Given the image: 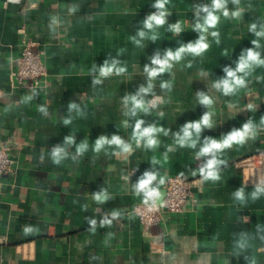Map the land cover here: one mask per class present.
Returning a JSON list of instances; mask_svg holds the SVG:
<instances>
[{"label":"crops","instance_id":"0c3cea01","mask_svg":"<svg viewBox=\"0 0 264 264\" xmlns=\"http://www.w3.org/2000/svg\"><path fill=\"white\" fill-rule=\"evenodd\" d=\"M156 3L0 0V144H9L14 168L0 178V264H264V65L237 71L249 50L264 60V35H257L264 0H227L229 16L217 11V25L203 33L208 48L182 53L150 78L145 69L158 67L154 59L200 40L196 25L213 0H168L165 24L147 28ZM238 9L241 16L232 17ZM25 39L46 63L37 86L13 75ZM113 63L125 71L102 77L100 69ZM226 70L244 80L227 94ZM132 97L148 110L135 109ZM205 114L209 126L191 130L195 146H181L184 128ZM137 122L161 129L154 146L137 140ZM246 124L243 143L201 154ZM114 136L127 151L112 143L97 150L101 138ZM213 158L222 161L218 178L206 179L200 170ZM146 174L156 176L148 185L155 196L137 189ZM172 175L197 180L198 200L164 212L147 230L133 206L147 198L162 203Z\"/></svg>","mask_w":264,"mask_h":264},{"label":"clouds","instance_id":"9594fccd","mask_svg":"<svg viewBox=\"0 0 264 264\" xmlns=\"http://www.w3.org/2000/svg\"><path fill=\"white\" fill-rule=\"evenodd\" d=\"M234 3L239 4L240 0H233ZM168 3V0H157V3L155 4V7L158 8L160 11L158 14H152L149 16L147 21L145 22V27L147 28H153L154 26H163L165 24V17L168 14L167 10L165 9V5ZM227 3V0H213L212 3V10L210 11L207 7L203 9L207 13V16L204 19V22L202 24H197L196 27L201 31L202 35L200 37V40L197 41L194 45L193 44H188L185 47H181L178 51L175 53L169 51L165 57V59L161 60L159 58H156L153 60V64L158 65L156 68H147L145 69L146 72H148V75L150 78L156 77L159 73L164 72L167 70L171 65L170 61H178L181 59V54L182 53H191L195 55H199L203 53L207 48L208 44L205 42V36L203 33H207L209 28H213L217 25L219 21V16L216 14L217 11L223 9V16L228 17L229 12L226 9L225 5ZM232 17L238 18L241 16V10H236L231 13ZM173 27V31L179 32L181 30L180 25L176 24ZM252 30H255V25H252ZM139 35L141 37H144L146 35L145 32L141 31L139 32ZM212 35H216L215 32L212 33ZM258 36L264 35V32L257 33ZM155 39V37H152ZM253 43H256V41H253ZM252 65H264V60L259 59V54L254 53L253 51L249 50L247 53V57L242 59L240 64L238 65L237 71H244L245 74H247V71ZM122 73L125 71L124 68L122 67H117L115 63H113L111 66L105 65L102 69H100V75L102 77H106L109 74L113 73ZM227 75L230 79H225L223 81L222 87L224 92L230 93L232 92L237 86H242L244 84V80L242 78H238L236 76V73L231 70H226ZM96 83H99V80L95 81ZM169 85H163V87H168ZM221 85H217V87H220ZM151 85H149V88ZM142 91L147 92L149 91L148 88L142 89ZM134 108L147 111V107L144 104V102L140 99H137L136 97L131 98ZM201 101L205 104H210L211 101L207 96H201ZM262 122H264V117L261 118ZM141 123L142 122H137L135 128H136V137L137 140L147 137V145L148 146H154L157 141L153 139V134L155 132L161 131V129L156 128V127H148V128H143L141 129ZM202 126H209V115L205 114L200 122L194 123V124H189L184 128V136L180 138L179 143L181 146L188 144L191 147L195 146V141L190 140V137L192 135V129L195 130V132L198 134L201 131ZM251 133V126L250 124L244 125L242 130H236L232 134H230L226 139H224L222 142H216V141H211L206 144L205 147L202 148L201 154H208V153H213L216 151H221L225 148H229L232 146L233 143H243ZM69 142H71V138H68ZM105 143H112L116 144L118 146H123L124 150H128L127 145H122V141L119 139V137H113L111 141H107L105 138H101L97 144L96 148L99 150V148L105 144ZM85 148V145H80L79 151H83ZM54 158L56 162H59L60 155H61V150L57 149L54 152ZM218 163H222V161H217L215 158L212 160L208 161L207 165L201 169L200 171L204 173L205 178H211V179H216L217 177V172L215 171V166ZM156 179V176L153 174H146V179H143L140 181V183L137 186L138 191H144L147 196H155L157 195V190L156 189H149L148 185ZM161 183H163V180H161ZM262 191V189H257V193ZM257 193H253V195H257ZM236 195L240 198H243V190L240 192H237ZM97 200H103L105 197L102 195H97L95 197ZM94 223V222H93ZM31 229H25V233L30 232Z\"/></svg>","mask_w":264,"mask_h":264},{"label":"built area","instance_id":"2783aa9c","mask_svg":"<svg viewBox=\"0 0 264 264\" xmlns=\"http://www.w3.org/2000/svg\"><path fill=\"white\" fill-rule=\"evenodd\" d=\"M18 1V0H9ZM34 41L25 39L22 50L16 58L15 80L19 84L37 86L45 76L47 67L42 53L33 48ZM252 161L256 158L252 156ZM263 163V162H262ZM263 166V165H262ZM13 156L7 143L0 144V178L3 174L12 171ZM197 180L183 175H172L165 180L166 194L162 203H157L149 198L134 204L132 212L142 226L149 230L163 220L164 212H178L188 199L197 202L198 198L193 193V186Z\"/></svg>","mask_w":264,"mask_h":264}]
</instances>
